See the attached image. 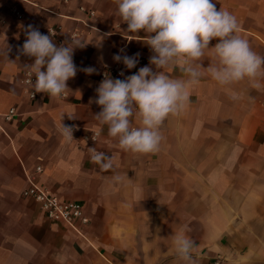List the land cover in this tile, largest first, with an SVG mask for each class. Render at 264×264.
<instances>
[{"label":"crops","instance_id":"crops-1","mask_svg":"<svg viewBox=\"0 0 264 264\" xmlns=\"http://www.w3.org/2000/svg\"><path fill=\"white\" fill-rule=\"evenodd\" d=\"M214 2L217 10L236 17L238 35L264 56V0ZM28 25L42 34L54 30L57 45L87 44L74 50V63L96 72L78 71L63 98L35 93L30 99L21 79L34 58L18 51ZM126 28L114 0H0V114L10 108L16 112L10 122L0 119V264H185L173 244L184 226L196 244L195 264L216 259L220 264H264V250L257 246L248 250L244 263L238 260L242 256L230 253L229 235L242 229L234 211L231 217L227 210L244 202L241 194L249 184L234 178L227 186L220 164L225 156L235 157V176L250 169L251 158L264 157V70L257 77L260 88L247 79L222 86L205 74L190 89L186 109L161 126L158 152L124 151L108 136L107 126L98 125L94 115L101 108L91 101L100 72L115 62V54L139 53L142 61L119 79L149 63L146 34L130 35ZM202 62L205 67L213 62L210 50ZM163 71L173 79L188 78L176 64ZM232 93L239 98L232 99ZM62 123L75 126L73 140L62 135ZM133 126H138L135 117ZM93 131L98 139L89 144L82 135ZM92 148L113 157L112 168L93 163ZM38 163L40 184L61 201L81 204L88 223L77 224L78 231L47 220L34 200L23 197L26 175ZM250 188L248 200L257 193Z\"/></svg>","mask_w":264,"mask_h":264},{"label":"clouds","instance_id":"clouds-1","mask_svg":"<svg viewBox=\"0 0 264 264\" xmlns=\"http://www.w3.org/2000/svg\"><path fill=\"white\" fill-rule=\"evenodd\" d=\"M114 3L120 19L127 25L125 32L146 34L144 44L152 53L147 66L124 79L105 74L95 89L96 98L91 101L101 108L94 115L98 125L107 126L108 136L122 150L135 154L158 152L163 139L161 126L169 116H178L186 109L190 89L205 74L222 86L247 79L253 87L260 88L257 77L264 70V56L254 52L249 42L238 35L236 17L225 9L217 10L214 0H114ZM25 36L18 51L34 58L27 65L34 76L30 81L33 95L44 93L50 99L63 98L69 90L67 82L78 71L88 75L96 72L91 66L78 69L74 63V50L87 44L57 45L52 33L42 34L33 25L25 28ZM213 40L217 42L210 47ZM208 50L213 62L205 67L202 58ZM8 51L9 48L6 56ZM139 55L115 54L113 60L131 70L139 63ZM170 64L178 65L188 78H170L163 71ZM120 75H124L123 71ZM238 98L232 93V99ZM67 116L74 119L70 114ZM133 117L138 126H133ZM74 127L61 125V133L69 141L74 139ZM113 159L103 151L91 149V161L102 170L112 168ZM186 227L175 233L173 244L185 264H195L196 244L185 234Z\"/></svg>","mask_w":264,"mask_h":264},{"label":"rangeland","instance_id":"rangeland-1","mask_svg":"<svg viewBox=\"0 0 264 264\" xmlns=\"http://www.w3.org/2000/svg\"><path fill=\"white\" fill-rule=\"evenodd\" d=\"M219 148L224 149L223 146ZM243 160L244 158H241V163H243ZM235 161L236 158L233 156H225L220 159V164H223L224 167L225 184L229 186L233 184L234 178L235 181L240 179L241 184H249V187H252L250 188L251 191L256 189L257 192L251 200H248L245 193L248 192L249 187H245L241 194L244 202L237 206H231L232 208L228 207L227 210L229 216L232 217L234 211L236 219L241 220L240 228L242 230L240 234L229 235V241L232 245L230 253L237 259L242 256L238 260L244 263L249 260L248 250L250 248L254 250L257 246V248H260L258 251L261 248L264 250V157L251 158L250 169L247 172L242 170L243 173L241 174L237 172L233 176L232 172L238 168ZM241 166L243 167V165ZM216 262L220 264V259L214 260L213 264Z\"/></svg>","mask_w":264,"mask_h":264},{"label":"built area","instance_id":"built-area-1","mask_svg":"<svg viewBox=\"0 0 264 264\" xmlns=\"http://www.w3.org/2000/svg\"><path fill=\"white\" fill-rule=\"evenodd\" d=\"M12 13L17 17L21 18L22 15L17 9L12 8ZM52 33L53 37L56 36L54 30H48V34ZM76 37V32H73L71 38ZM142 62V61H139ZM123 71L125 74L126 68L122 63L114 62L112 65L104 67L99 74V79L102 81L105 78V74L110 75L112 78L123 77L120 73ZM34 77L27 72L21 79V85L24 92L28 95L30 99L35 97L32 91V83ZM16 116L14 108H10L6 113L0 114V119L5 122H10ZM0 131L3 132L0 126ZM98 132H90L82 135V138L89 144H94L98 139ZM41 161V159H39ZM43 172L42 165L38 163L34 169L26 175V187L24 188L22 195L24 198L34 200L42 210L45 218L52 222H59L68 225L74 230L78 231L77 224H87L88 219L83 213L82 206L78 202H67L61 201L57 196L52 194V192L46 186L39 183V176ZM215 264H218L216 262Z\"/></svg>","mask_w":264,"mask_h":264}]
</instances>
